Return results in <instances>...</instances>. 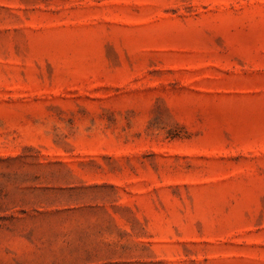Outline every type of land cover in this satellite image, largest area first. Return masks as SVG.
Masks as SVG:
<instances>
[{"label": "rangeland", "instance_id": "rangeland-1", "mask_svg": "<svg viewBox=\"0 0 264 264\" xmlns=\"http://www.w3.org/2000/svg\"><path fill=\"white\" fill-rule=\"evenodd\" d=\"M0 264H264V0H0Z\"/></svg>", "mask_w": 264, "mask_h": 264}]
</instances>
